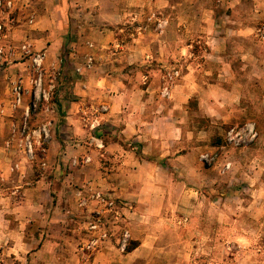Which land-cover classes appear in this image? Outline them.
<instances>
[{
    "label": "crops",
    "instance_id": "0c3cea01",
    "mask_svg": "<svg viewBox=\"0 0 264 264\" xmlns=\"http://www.w3.org/2000/svg\"><path fill=\"white\" fill-rule=\"evenodd\" d=\"M226 1L233 11H241L242 2ZM248 3L258 9L254 1ZM166 5V0H26L13 15L7 44L14 53L0 71V101L10 80H20L30 91L13 112L14 118L0 117L5 126L15 125V200L0 197V247L6 245L18 264H87L80 258L81 222L98 204L88 200L80 206L79 192L87 197L89 191H100L115 200L120 205L118 214L130 225L131 237L140 240L125 254L117 240L107 241L88 264H151L153 255L166 247L154 243L146 223L179 220L183 205L191 221L196 193L189 174L201 167L192 131H186V139L182 136V118L186 101L197 89L194 77L203 72V77L213 74L225 80L223 71L236 74L232 61L255 57L214 51L205 56L201 68L188 59L164 96L159 67L180 66V24L170 20L159 35L152 22L145 23L150 12H166ZM171 8L180 11L176 3ZM203 9L208 18L197 26L194 20L189 37L199 32L196 37L210 49L232 40L234 33L248 35L254 29L250 23L233 20L227 32L219 33L213 27L219 25L209 20L213 10ZM123 25L137 29V34L131 32V39H124ZM24 43L44 53L43 65L51 75L54 70L60 73L52 103L41 105L29 117L30 130L41 126L48 130L46 150H36L34 158L26 153L17 132L24 107L33 97L30 60L19 50ZM88 54L94 59L90 69L85 66ZM152 61L158 62L157 67L151 66ZM200 90L205 94L208 89ZM6 103L5 110L10 100ZM100 104L107 110L92 132L83 115ZM92 136L101 139L103 146L90 141ZM4 159L6 155L0 153V164ZM8 202H14L13 216L6 214Z\"/></svg>",
    "mask_w": 264,
    "mask_h": 264
},
{
    "label": "rangeland",
    "instance_id": "374dc122",
    "mask_svg": "<svg viewBox=\"0 0 264 264\" xmlns=\"http://www.w3.org/2000/svg\"><path fill=\"white\" fill-rule=\"evenodd\" d=\"M247 1L250 0H239L242 5H239L241 11L238 13L237 10L233 11V8L228 7L229 3L226 0L224 2L198 0L196 3L189 0H166L168 4L165 6L166 12L162 14L150 12L146 17L145 25L152 22L155 25V33L159 35L164 34L170 20L174 19L180 24V52L183 53L177 62L180 66L168 69L159 67L161 69L159 80L163 90L165 88L167 91L171 90L172 85L180 78L182 69H186L185 64L189 60L201 68L205 56L210 52L215 51L231 57L238 54H253L255 57L253 61H241L239 58L232 61L236 74L228 76L223 71L225 80H220L219 76L213 74L203 77V72L194 77L197 89L184 106L182 136L186 139V131H192L196 161L201 167L189 174L195 184V207H191L193 212L191 221L187 219L189 213L183 211L188 209L187 205H183L179 212V220L146 223L154 235V243L166 247L164 252L153 255L154 261L151 264H264V4L261 0H252L258 8L256 10ZM171 3H176L180 11L172 9ZM206 7L213 10L209 14V20L212 25L215 23L219 25L213 26L218 32L221 30L219 33L223 30L227 32L226 27L233 25V20L250 23L254 29L248 35L234 33L232 40L225 41L222 45L213 47L211 45L210 49L202 38L196 37L199 32L196 36L189 37L193 32L191 31L193 21L195 20L197 26V22L203 23V19L208 18L203 9ZM158 21L164 23L161 28H157ZM123 28L124 39H131V32L137 34V29L127 28L125 25ZM187 43H190L189 47L185 46ZM188 51L191 54L189 58ZM157 63L152 61L151 66L157 67ZM14 82L15 80H10L5 86L6 89L2 93L4 99L0 101L2 108H5L6 102L9 103ZM229 83L231 85H228ZM202 88L208 89L205 94L200 90ZM7 89L9 93H6ZM13 112L15 110L7 107L1 117H13L15 115ZM10 113L13 115H9ZM248 122L255 125L256 139L246 146L236 147L228 144L225 133ZM14 134V124L5 126L0 121V153L6 155L5 161L0 164V197L13 198V201ZM217 140H220V143H216ZM202 154H209L213 158L209 164L200 160ZM226 162L231 164L229 169L223 172L222 168ZM180 181L187 183L186 178H180ZM92 192L89 191L85 198ZM13 204L14 202H8L5 206L10 210L6 214L13 216L11 212ZM116 209L120 212L119 204H116ZM114 214L108 212L104 215L109 238L102 245L113 239L118 241L117 245L120 247L119 242L125 231L129 234L126 248L132 241L140 244V240L131 237L130 225L122 219L124 215ZM95 215L96 213H91L84 218V222H81L84 225V229L82 228L84 238L79 244V251L82 262L87 264L96 251L88 253L82 251L80 247L90 237L87 226ZM156 233L159 237L155 238ZM126 248L120 249V252L127 253ZM0 264H18L15 257L6 250V245L0 247Z\"/></svg>",
    "mask_w": 264,
    "mask_h": 264
},
{
    "label": "built area",
    "instance_id": "2783aa9c",
    "mask_svg": "<svg viewBox=\"0 0 264 264\" xmlns=\"http://www.w3.org/2000/svg\"><path fill=\"white\" fill-rule=\"evenodd\" d=\"M26 4V0H0V71H2L9 63V55L14 53V50L8 47L9 30L13 23V15L17 10L23 8ZM162 21L157 22V28L163 26ZM20 52L30 60V66L33 71V76L30 78V87L33 90V97L31 101L24 107L22 119L17 132L20 138L23 139L26 153L30 158H34L35 151L38 150L41 153L45 152V144L48 140V130L45 126H41L36 130L29 129V117L32 112L37 110L41 105L47 106L52 103L56 90V78L60 74L58 70L52 72L48 71L44 65V53L41 51H33L31 45L24 43L19 48ZM94 62L93 55L88 54L85 60V66L91 68ZM30 89L25 88L20 80L15 81L11 88L10 107L14 111L20 105H22L23 96L27 94ZM163 95H167L168 91L165 88L162 91ZM107 106L100 104L99 106L92 107V110L88 113H84V123L92 132L100 126V115L106 112ZM4 108L0 105V117ZM257 137V131L254 123L248 122L241 127H233L225 133V140L232 146H246ZM95 142V145L102 147V140L91 137V140ZM213 159L209 154H202L200 160L204 163L210 162ZM88 161V158H86ZM230 162H226L222 168L225 172L230 167ZM80 199V206H86L88 200H94L98 204L95 217L88 223L87 230L90 232L89 239L81 244L80 249L93 253L97 251L102 244L108 240L109 234L105 228L104 215L108 212L118 215L116 209V202L111 198H107L100 191H93L88 198L82 195V192L78 193ZM128 232L125 231L120 240V249L124 250L126 242L128 240Z\"/></svg>",
    "mask_w": 264,
    "mask_h": 264
},
{
    "label": "trees",
    "instance_id": "16d2710c",
    "mask_svg": "<svg viewBox=\"0 0 264 264\" xmlns=\"http://www.w3.org/2000/svg\"><path fill=\"white\" fill-rule=\"evenodd\" d=\"M216 143H220V140H217ZM138 244L139 243L137 241L130 242L129 246H127V248L125 247L126 248L125 251H127V252L132 251L133 249H135L138 246Z\"/></svg>",
    "mask_w": 264,
    "mask_h": 264
}]
</instances>
